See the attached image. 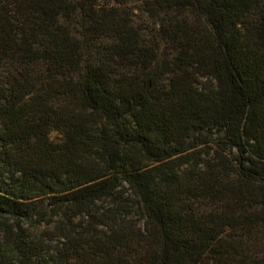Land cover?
<instances>
[{
	"label": "trees",
	"instance_id": "trees-1",
	"mask_svg": "<svg viewBox=\"0 0 264 264\" xmlns=\"http://www.w3.org/2000/svg\"><path fill=\"white\" fill-rule=\"evenodd\" d=\"M130 2L0 0V264H264V0Z\"/></svg>",
	"mask_w": 264,
	"mask_h": 264
},
{
	"label": "rangeland",
	"instance_id": "rangeland-1",
	"mask_svg": "<svg viewBox=\"0 0 264 264\" xmlns=\"http://www.w3.org/2000/svg\"><path fill=\"white\" fill-rule=\"evenodd\" d=\"M108 2V0H105V3ZM130 12L132 14L133 20L136 23V25L143 30L145 34L148 36H151L149 32H152L153 25L148 18L147 14L145 13L142 5V0H131V2L128 4ZM52 139L56 142H60L61 135L57 132L52 133ZM46 227L44 226H36L34 229L31 230V232L34 234H39L41 231L45 230ZM57 243H53V246Z\"/></svg>",
	"mask_w": 264,
	"mask_h": 264
}]
</instances>
